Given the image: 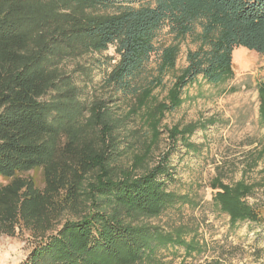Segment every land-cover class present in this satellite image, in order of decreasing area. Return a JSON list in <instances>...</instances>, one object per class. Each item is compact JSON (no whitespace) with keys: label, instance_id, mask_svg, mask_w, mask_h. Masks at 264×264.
Instances as JSON below:
<instances>
[{"label":"trees","instance_id":"trees-1","mask_svg":"<svg viewBox=\"0 0 264 264\" xmlns=\"http://www.w3.org/2000/svg\"><path fill=\"white\" fill-rule=\"evenodd\" d=\"M124 3L0 0V178L8 180L0 186V236L27 233L31 250L20 264H164L157 253L168 246L201 251L193 217L149 221L190 203L166 188L170 151L149 161L183 88L199 77L210 86L230 81L236 48L264 56V0ZM164 29L170 38L161 43ZM184 45L186 66L177 73ZM110 46L117 61L103 88L129 100L125 110L99 97L85 104L63 67ZM167 76L173 81L158 100ZM256 89L264 124V79ZM193 129L175 126L168 139L174 146ZM35 170L43 189L21 177ZM257 185L217 177L211 206L231 226L260 223L264 203L246 200Z\"/></svg>","mask_w":264,"mask_h":264},{"label":"rangeland","instance_id":"rangeland-1","mask_svg":"<svg viewBox=\"0 0 264 264\" xmlns=\"http://www.w3.org/2000/svg\"><path fill=\"white\" fill-rule=\"evenodd\" d=\"M123 1L137 6L147 0ZM169 38L164 29L158 35V42H167ZM186 50L187 46H182L176 61L177 73L186 66ZM154 60L153 56L151 65ZM116 61L114 48L110 46L102 53L66 61L63 67L73 74L81 87L80 98L85 104L99 97L125 110L129 100L103 88V81ZM232 69L233 78L225 84L210 86L199 77L187 85L181 91L180 106L166 113L161 121V136L150 165L157 163L161 154L169 150L168 167L172 178L167 180L166 188L186 194L190 203L182 207L177 204L149 221L167 226L178 223L181 218L185 223L189 216L193 217L201 245L199 253L189 255L180 247L168 246L159 250L157 257L164 264H264V207L262 222H241L231 226L228 216L211 206L216 192L211 184L217 177L223 184L240 179L257 182L254 195L246 200L250 204L264 203V124L259 120L256 89L264 79V56L247 50L242 53L237 49L233 52ZM172 81V77L167 76L165 88L154 91L158 100L165 98ZM175 126L182 131L189 126L194 129L183 134L185 141L178 136L173 146L168 131ZM21 177L33 180L39 189L44 187L41 170L27 172ZM7 183L8 180L0 178V186ZM190 238L188 236L186 240ZM30 250L26 232L13 237L0 236V264H20Z\"/></svg>","mask_w":264,"mask_h":264},{"label":"crops","instance_id":"crops-1","mask_svg":"<svg viewBox=\"0 0 264 264\" xmlns=\"http://www.w3.org/2000/svg\"><path fill=\"white\" fill-rule=\"evenodd\" d=\"M237 49H238L239 51H241L242 53L245 52V49L242 48V47L236 48L234 51H236Z\"/></svg>","mask_w":264,"mask_h":264},{"label":"bare ground","instance_id":"bare-ground-1","mask_svg":"<svg viewBox=\"0 0 264 264\" xmlns=\"http://www.w3.org/2000/svg\"><path fill=\"white\" fill-rule=\"evenodd\" d=\"M6 261V260H5Z\"/></svg>","mask_w":264,"mask_h":264}]
</instances>
